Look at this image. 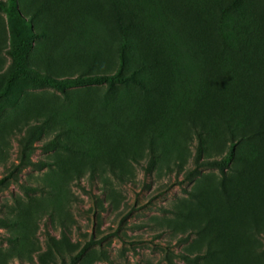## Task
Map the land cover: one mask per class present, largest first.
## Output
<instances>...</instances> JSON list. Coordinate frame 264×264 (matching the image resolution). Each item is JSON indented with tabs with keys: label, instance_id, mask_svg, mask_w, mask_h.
I'll use <instances>...</instances> for the list:
<instances>
[{
	"label": "rangeland",
	"instance_id": "1",
	"mask_svg": "<svg viewBox=\"0 0 264 264\" xmlns=\"http://www.w3.org/2000/svg\"><path fill=\"white\" fill-rule=\"evenodd\" d=\"M0 1V264H69L86 243L77 264H190L182 255L264 264V164L256 170L262 199L254 173L241 169L264 139L240 140L260 129L241 115L246 96L237 98V116H219V100L209 108L207 78L179 50L172 0L125 2L149 29L140 40L177 57L151 71L158 92L127 84L110 93L105 85L34 87L11 77L9 55L21 47L25 67L58 79L115 72L110 0H15L14 9ZM213 1L187 0L216 25ZM240 8L227 16L231 27L264 34V0ZM213 38L206 29L205 41ZM200 139L204 165L196 169ZM232 140L244 161H230L222 182L205 164L223 158Z\"/></svg>",
	"mask_w": 264,
	"mask_h": 264
},
{
	"label": "trees",
	"instance_id": "2",
	"mask_svg": "<svg viewBox=\"0 0 264 264\" xmlns=\"http://www.w3.org/2000/svg\"><path fill=\"white\" fill-rule=\"evenodd\" d=\"M125 2L128 0H110V8L113 16L115 29L119 35L120 44L117 51V68L111 74L89 73L87 70L76 77H66L58 79L47 73H39L34 69L25 67L21 47L14 46L9 55L13 60L12 78L21 79L30 83L34 87H49L55 90H64L68 87L80 86H107L110 93L114 86L133 84L142 91L158 92L157 85H151L147 80L150 78L151 71L161 67H168L177 58L172 52H162L161 49L151 48L145 42L139 33H144L149 39L151 37L149 29L143 22V14L135 15L127 8ZM213 5L217 9L216 25L213 22L204 21L206 11L200 6H193L187 0H172V13L178 26L180 38L179 50L185 56V59L192 61L207 78L206 82L211 86L212 98H210L209 108H216L218 100L221 102L215 111L219 116H237L238 110H235L238 104L237 98L245 97L242 101V116L256 117L259 130L252 131L242 135L240 140L259 136L264 139V34L252 37L249 28H235L227 21V16L232 13L241 15V0H214ZM11 9L15 8V0H10ZM0 1V9H3ZM197 11L199 12L197 16ZM15 10L13 11V13ZM15 16L16 15L15 12ZM198 17V19H197ZM195 18V19H194ZM194 20L193 25H187L186 22ZM143 24L144 28L143 29ZM32 27V26H31ZM229 27V29H228ZM188 29L189 31L183 29ZM210 29L214 38L205 41V31ZM139 32V33H138ZM139 35H138V34ZM35 36L31 28V36ZM245 35V36H244ZM209 42V43H208ZM201 50V51H200ZM133 52L138 55L137 63L132 62ZM234 58V60H233ZM90 69V68H89ZM226 100V104L223 101ZM209 101V100H208ZM206 111V108H201ZM207 112H202L206 115ZM225 123L229 124V119L225 118ZM258 144L253 161L244 165L242 172L244 175L254 173V179L247 176L254 187L255 195L260 199L261 189L259 182L261 177L257 173V166L264 164V141ZM237 140H232L228 153L220 160L207 162L205 165L216 168L222 182L226 179L225 169L228 168L230 161H244L236 156ZM64 148L68 149L64 145ZM69 150V149H68ZM78 152V150H74ZM202 143L201 139L196 147L195 168L198 169L204 164L201 161ZM248 161V160H247ZM0 180V185L4 182ZM262 197V198H261ZM86 243L77 254L70 258L69 264H77L85 254L88 246ZM183 261L190 264H199L203 258L196 255L189 258L181 256Z\"/></svg>",
	"mask_w": 264,
	"mask_h": 264
}]
</instances>
